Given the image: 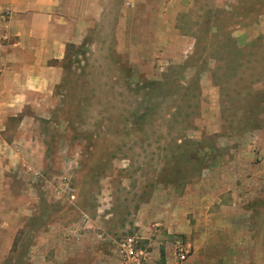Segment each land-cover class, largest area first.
<instances>
[{
  "label": "rangeland",
  "instance_id": "rangeland-1",
  "mask_svg": "<svg viewBox=\"0 0 264 264\" xmlns=\"http://www.w3.org/2000/svg\"><path fill=\"white\" fill-rule=\"evenodd\" d=\"M184 17L171 45L94 28L59 85L0 95V264H264V0Z\"/></svg>",
  "mask_w": 264,
  "mask_h": 264
},
{
  "label": "crops",
  "instance_id": "crops-1",
  "mask_svg": "<svg viewBox=\"0 0 264 264\" xmlns=\"http://www.w3.org/2000/svg\"><path fill=\"white\" fill-rule=\"evenodd\" d=\"M203 1L0 0L3 106L11 110L23 107L18 101L20 90L25 91L29 83L39 88L45 83L44 88L48 89L59 85L64 76L60 63L67 59L68 47L82 45L94 28H111L117 43H124L131 29L144 42L171 45V38L182 27L180 22L185 14L194 12V5ZM46 76L53 78L45 82L42 77ZM8 94L9 100L5 98ZM222 215L220 212L208 214L220 220ZM228 216L222 220L237 218L236 214ZM233 230L228 227L229 232ZM220 234L224 236L225 232Z\"/></svg>",
  "mask_w": 264,
  "mask_h": 264
},
{
  "label": "built area",
  "instance_id": "built-area-1",
  "mask_svg": "<svg viewBox=\"0 0 264 264\" xmlns=\"http://www.w3.org/2000/svg\"><path fill=\"white\" fill-rule=\"evenodd\" d=\"M117 253L122 264H154L149 253L138 250L132 240H124L117 244ZM190 250L183 245H178L175 250V257L180 262L188 259Z\"/></svg>",
  "mask_w": 264,
  "mask_h": 264
}]
</instances>
